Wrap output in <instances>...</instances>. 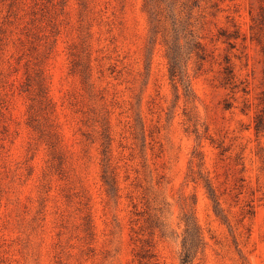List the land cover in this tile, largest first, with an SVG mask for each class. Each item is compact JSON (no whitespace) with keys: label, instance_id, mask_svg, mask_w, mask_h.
Instances as JSON below:
<instances>
[{"label":"rangeland","instance_id":"rangeland-1","mask_svg":"<svg viewBox=\"0 0 264 264\" xmlns=\"http://www.w3.org/2000/svg\"><path fill=\"white\" fill-rule=\"evenodd\" d=\"M143 3L0 0V264H181L185 217L203 239L190 264H264L259 0L161 3L204 50L187 92ZM236 27L231 48L219 31Z\"/></svg>","mask_w":264,"mask_h":264},{"label":"trees","instance_id":"trees-1","mask_svg":"<svg viewBox=\"0 0 264 264\" xmlns=\"http://www.w3.org/2000/svg\"><path fill=\"white\" fill-rule=\"evenodd\" d=\"M144 10L148 15L149 31L151 38L155 41L157 36L160 35L163 44L166 46V58L168 60V75L169 78L179 83L185 90L188 91L190 83L187 79L185 66L189 57L194 54L197 59L202 60L204 58V50L199 41L193 39V35L188 23L183 22L179 25L171 24L168 28L166 25L167 15L162 13L161 3L164 0H143ZM184 5V4H183ZM181 11L179 10V13ZM250 24H249V39L255 41L260 48V52L263 56L264 62V0H259V4L255 13L250 10ZM175 25V26H174ZM182 35V36H181ZM184 39V44L180 43V38ZM223 37V41L226 42L231 48L235 46V41L240 37L245 40V34L242 33L239 28H235L231 33L226 34L224 29L219 31V36ZM185 50L183 51V48ZM185 54V55H184ZM227 62V61H226ZM264 70V69H263ZM224 83L230 85L232 89L238 88L233 78V70L229 64L223 69ZM34 83V84H33ZM32 85H36L39 103H45L47 101L45 95V87L42 79L37 78L33 80L30 77H26L25 90H28ZM246 87L242 86L241 90L246 92ZM230 104H228L229 106ZM254 129L256 133H260L264 130V91L259 97L258 109L254 115ZM105 152L106 150L103 149ZM105 168L103 169V178L107 184L110 181L107 175V159H103ZM111 185V184H110ZM185 229L181 240V253L180 263L190 264L195 253L203 245V239L198 226L190 220L189 217L184 218Z\"/></svg>","mask_w":264,"mask_h":264}]
</instances>
